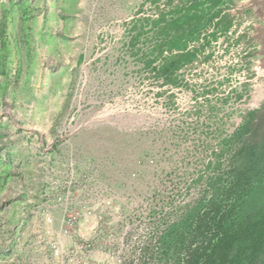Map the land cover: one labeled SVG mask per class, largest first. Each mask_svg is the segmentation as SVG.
<instances>
[{"label": "rangeland", "instance_id": "obj_1", "mask_svg": "<svg viewBox=\"0 0 264 264\" xmlns=\"http://www.w3.org/2000/svg\"><path fill=\"white\" fill-rule=\"evenodd\" d=\"M263 204L264 0H0V264H188Z\"/></svg>", "mask_w": 264, "mask_h": 264}, {"label": "trees", "instance_id": "obj_2", "mask_svg": "<svg viewBox=\"0 0 264 264\" xmlns=\"http://www.w3.org/2000/svg\"><path fill=\"white\" fill-rule=\"evenodd\" d=\"M212 223L219 233L217 242L212 246L203 242L192 249L188 264L258 263L264 247V204L255 212L242 211L232 224L214 219Z\"/></svg>", "mask_w": 264, "mask_h": 264}, {"label": "built area", "instance_id": "obj_3", "mask_svg": "<svg viewBox=\"0 0 264 264\" xmlns=\"http://www.w3.org/2000/svg\"><path fill=\"white\" fill-rule=\"evenodd\" d=\"M91 212L90 211H86V210H76V211H71V210H66L65 211V216H64V227H63V232L64 233H68L69 230L75 232L77 235L80 234L79 229H78V222L79 219L81 218V216H86V217H90ZM81 237V236H80ZM92 245L91 241H87L86 243H82L77 245L78 249H85L86 251H92L88 249V247ZM55 254L57 253V250H55L54 252ZM84 255V254H83ZM83 255L82 257L78 258L77 256L75 257V262H79L80 260H82L83 264H89L86 259H83Z\"/></svg>", "mask_w": 264, "mask_h": 264}, {"label": "crops", "instance_id": "obj_4", "mask_svg": "<svg viewBox=\"0 0 264 264\" xmlns=\"http://www.w3.org/2000/svg\"><path fill=\"white\" fill-rule=\"evenodd\" d=\"M218 11H219V10H218ZM250 12H252V10H250ZM212 15H214V14H211L210 16H212ZM210 16H209V17H210ZM258 16H259V13H258L257 10H255L253 17H256V19H257ZM251 17H252V16H251ZM244 22L248 23L247 21H244ZM242 24H243V22L241 21V19H239L237 22L235 21L233 25H234V27H235L236 25H238V27H241ZM87 218H88V217H86V216H81V218L79 219V222H78V225H77V226H78V229H79L80 235H83V230H84V229H87V227H84L85 225L88 224V222H87V220H86ZM83 259H86V261H87L89 264H93V255H92V251H86L85 254L83 255Z\"/></svg>", "mask_w": 264, "mask_h": 264}]
</instances>
